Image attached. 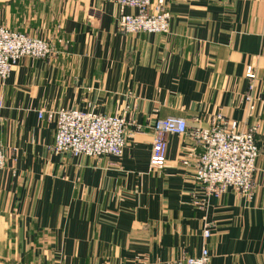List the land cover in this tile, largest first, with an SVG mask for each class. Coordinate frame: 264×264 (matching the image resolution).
Returning a JSON list of instances; mask_svg holds the SVG:
<instances>
[{
    "label": "crops",
    "instance_id": "crops-1",
    "mask_svg": "<svg viewBox=\"0 0 264 264\" xmlns=\"http://www.w3.org/2000/svg\"><path fill=\"white\" fill-rule=\"evenodd\" d=\"M169 11V33L129 34L110 0H0L1 25L54 45L0 78V264H168L205 246L210 264H264V0H172ZM250 81L251 197L206 195L182 161L200 152L190 136L167 135L166 164L151 167L155 119L246 120ZM62 108L124 113L136 131L121 157L55 153V123L38 112Z\"/></svg>",
    "mask_w": 264,
    "mask_h": 264
},
{
    "label": "built area",
    "instance_id": "built-area-1",
    "mask_svg": "<svg viewBox=\"0 0 264 264\" xmlns=\"http://www.w3.org/2000/svg\"><path fill=\"white\" fill-rule=\"evenodd\" d=\"M119 7L118 28L123 33L167 34L170 31L172 0H110ZM127 8L135 9L127 12ZM54 51L49 38L33 36L0 24V78L7 79L17 62L30 56L36 59L48 57ZM247 76H254V67L248 66ZM255 85L250 81L244 95L247 118L243 121L227 118L222 113L212 115L207 124L196 117L198 124L190 127L182 116L157 118L151 124L153 130L150 165L162 169L167 161V135L190 136L200 147L194 157L184 158L186 165L194 162L195 179L206 195L220 197L232 188L251 197L255 190V172L260 146L257 134L259 124L250 123L257 108L258 98L254 95ZM1 107V104H0ZM40 119L55 123V153L98 158L121 157L132 136V125L124 113L105 114L77 108L40 110ZM138 131L140 125H135ZM6 166V153L0 139V170ZM213 223L207 221L203 236L209 238ZM211 252L202 247L199 255L188 256L168 264H210Z\"/></svg>",
    "mask_w": 264,
    "mask_h": 264
}]
</instances>
